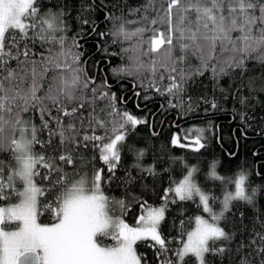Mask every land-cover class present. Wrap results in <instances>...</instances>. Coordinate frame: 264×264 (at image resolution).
Masks as SVG:
<instances>
[{"label":"snow or ice","instance_id":"obj_1","mask_svg":"<svg viewBox=\"0 0 264 264\" xmlns=\"http://www.w3.org/2000/svg\"><path fill=\"white\" fill-rule=\"evenodd\" d=\"M148 6H153L156 16L145 15L139 21L113 18L120 21L114 25L113 36L124 41L135 39L130 48L121 49L124 54L131 51L134 55L128 56V63L113 68V75L131 77L141 87L155 89L182 103L189 80L209 67L216 78L228 69L244 68L253 53H259L255 59L264 62V0H163L162 14L155 9L154 0H148L145 7ZM131 24L138 26L129 30ZM65 32L62 12L41 14L36 0H0V152L10 153L14 162V166L0 162V200L18 201L0 206V264H142L144 257L137 254L136 245L148 239L154 242L153 247L158 246L157 256L166 257L168 241L160 226L169 193L180 201L198 198L197 207H202L210 219L196 215L189 220L194 225L190 230H185V222L181 221V246L173 252L176 260L166 257L160 264H187L185 258L189 256L195 258L196 264H209V254L223 255L226 248L217 247L216 242H229L234 235L220 222L231 211L233 201L254 204L257 189L248 194L244 171L238 172L233 181L232 177L220 176L216 162L211 163L207 178L225 186L220 200L196 183L194 174L199 170L194 165L189 167L182 180L170 181L174 187L164 189L161 206L141 202L142 214L135 226L111 214L114 206L123 214L127 204L104 194L103 168L94 169L90 178L87 173L80 175V149L91 145L99 151L111 180L129 130L148 121L118 106L107 78L97 85L96 78L83 67L84 54L78 51V40L73 37L69 46ZM146 33L151 35L145 38ZM37 42L42 48L48 47L37 53ZM189 56L196 57L199 66L184 67ZM165 80L168 83L161 89ZM179 103L169 100L171 107ZM212 107H216L214 102ZM33 112L39 113V127L25 119V114ZM45 131L47 139L42 140L38 133ZM188 131L196 133L194 137H184L188 143L182 144L181 137L173 135L171 144L195 152L204 149V130ZM37 144L51 149V153H36ZM129 151L138 161L144 155V149L134 146H129ZM69 167L71 172L66 170ZM41 168L45 170L42 178L52 182L51 188H42L35 182ZM146 170L155 175L153 166ZM75 176L79 179H70ZM227 184H234V193L227 191ZM46 192L56 193L44 207L53 214V222L41 224L39 199ZM217 201L221 205L219 212L212 207ZM9 223H15L14 230H6ZM260 227L264 229V223ZM99 237H111L114 243L101 246ZM236 251L238 264H264V231L253 229L249 241L240 243Z\"/></svg>","mask_w":264,"mask_h":264},{"label":"trees","instance_id":"obj_2","mask_svg":"<svg viewBox=\"0 0 264 264\" xmlns=\"http://www.w3.org/2000/svg\"><path fill=\"white\" fill-rule=\"evenodd\" d=\"M162 3L163 0H154V7L160 10L161 14ZM146 5L148 0H36V7L41 14L48 11L63 13L67 43L70 46L72 38L76 37L80 44L78 51L84 54L81 58L83 67L89 76L96 78L97 85L107 78L111 85L110 90L116 93L118 106L148 121L147 124L129 130L126 142L121 148V160L111 180L107 166L99 159V151L93 149L91 145L86 150L80 149L83 166L78 162L77 168L80 175L87 173L89 178L94 169L105 170L101 184L104 194L117 200L123 199L127 204L123 214L118 206H114L111 214L121 217L131 226H135L137 218L142 214L141 202L147 201V206H161L164 189L173 187L170 181L178 182L193 165L199 170L194 174L196 183L205 191L220 197V200L223 199L225 186L219 181L207 178L211 163L216 162V171L220 176L232 177L233 181L238 172L244 171L247 175L245 187L248 194H251L253 188L257 189L254 204L233 201L231 211L225 214L220 223L226 231L234 235V238L229 242H216L217 247L223 245L226 248L223 255L207 256L209 264H238L239 254L236 251L238 245L249 241L253 229L264 231L260 227L261 223H264V62L255 59L259 53H253L252 58L245 61L244 68L228 69L216 78H213L209 67L202 75H196L189 80L186 92L182 94V103L167 95H160L155 89L141 87L131 77L113 75V68L128 63V56L134 55L131 51L124 54L121 49L130 48L135 43V39L124 41L112 35L115 31L114 25L120 23L113 18L139 21L145 15L156 16L157 12L153 11V6L146 8ZM136 9L139 11H134ZM85 20L88 21L87 24L84 23ZM137 26L131 24L128 28L131 30ZM150 35L151 33H146L145 38ZM47 47L48 45H45L42 48L37 42L34 51L39 53ZM176 54L179 55V52ZM212 63L217 61L213 60ZM199 64L200 61L196 57L189 56L183 66L196 67ZM51 75L48 74L49 77ZM147 83L145 79V86ZM167 83L165 80L160 85L161 89ZM137 93L139 95H136ZM39 94L43 95V91ZM145 96L150 99L145 100ZM121 97L123 103L120 102ZM169 100L173 104L179 103V106L171 107ZM213 102L216 104L215 108L212 107ZM53 115L56 113L53 112ZM25 119H31L38 127L40 126L38 112L25 114ZM197 128L204 130L202 141L206 144L204 149L195 152L190 148L171 144L173 135H179L182 144L188 143L184 137L196 135L195 132L189 134L188 130ZM38 136L42 140L47 139V131L38 133ZM129 146L144 149V155L139 161L133 152L129 151ZM34 151L36 153L44 151L46 155L51 153V149L45 150L39 144L35 145ZM0 162L14 165L8 152H0ZM149 166L154 167L155 175L146 170ZM66 170L72 171L71 167ZM7 171L5 167V173ZM39 171L41 175L35 178L37 185L46 189L51 188L52 182L42 178L45 170L41 168ZM55 178L53 176L52 181ZM70 179L78 180L79 176ZM17 187H20L19 183ZM226 188L227 191L233 192L234 184H227ZM55 194L46 192L45 196L39 199L42 215L38 216V221L41 224L53 222V214L44 210V207L53 200ZM173 200L176 202L173 203ZM16 201L14 198L0 200V206H7ZM198 202V198L195 201H180L174 193H169L165 219L160 230L168 241L169 251L166 257L173 261L176 260L174 250L181 246L180 222L184 221V229L190 230L194 226L189 224L190 219L198 214L209 217L208 213L203 212L202 207H197ZM212 207L214 211L219 212L220 201L214 203ZM9 227L16 225L9 223L6 228ZM98 242L114 243L111 237H99ZM153 244L150 239L137 242V254L144 257L142 264H160V261L166 258L165 255L157 256L159 249L158 246L153 247ZM185 259L187 264H196L194 257L189 256Z\"/></svg>","mask_w":264,"mask_h":264},{"label":"rangeland","instance_id":"obj_3","mask_svg":"<svg viewBox=\"0 0 264 264\" xmlns=\"http://www.w3.org/2000/svg\"><path fill=\"white\" fill-rule=\"evenodd\" d=\"M14 166V165H13ZM187 173V172H186ZM186 173L184 174V175H186ZM183 179V177L180 179V180H182ZM179 180V181H180ZM178 181V182H179ZM177 182V183H178ZM173 187H174V185H173ZM234 191H235V188H234V190H233V193H234ZM18 201H16L15 203H17ZM12 204H14V203H12ZM152 207H159V205L158 206H152ZM198 215H201V214H198ZM209 216V215H208ZM205 217V216H204ZM210 217V216H209ZM209 217H205L206 219H208ZM39 222V221H38ZM40 223V222H39ZM15 229V227H9V228H6V230H14ZM186 238V237H185ZM101 244V243H100ZM112 244H101V246H111Z\"/></svg>","mask_w":264,"mask_h":264}]
</instances>
